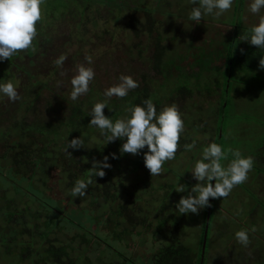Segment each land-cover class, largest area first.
I'll list each match as a JSON object with an SVG mask.
<instances>
[{
  "label": "rangeland",
  "instance_id": "obj_1",
  "mask_svg": "<svg viewBox=\"0 0 264 264\" xmlns=\"http://www.w3.org/2000/svg\"><path fill=\"white\" fill-rule=\"evenodd\" d=\"M90 1L91 6L87 8ZM146 1L147 6L156 7L153 13L158 14L154 17L155 30L151 34L142 31L136 38L141 42L138 48H142V55L135 47L133 53L129 52L133 49L130 45L132 42L127 43L125 38L133 15L146 21L147 15L141 8L123 10L116 23L118 12L110 8L115 5L114 0H53L47 5L44 1V13L54 16H50L48 21L47 18L46 24L38 21L37 27L42 26L40 30L45 29L43 36L48 34L51 40L43 45L39 43L37 47L33 43L31 51L19 50L20 54L14 59L19 66H10L8 59L0 62V67L11 69L8 76L1 73L0 78L6 81L11 79L17 85L19 95L15 102L7 97L0 99V128L13 123L14 111L27 103L30 107L32 103L31 109L34 108L30 112L31 120L42 118L56 121L66 115L69 102L73 101L70 98V81L80 64L92 67L95 72L89 92L78 99L86 103L90 99V92L93 91V97L99 102V96H103L107 87L118 83L121 74L131 75L138 81V87L148 84L151 92H156L152 101L154 103L155 98L162 101L159 109L172 104L178 107L187 122L184 123L187 126L184 132L190 134L188 142H193L191 137L198 139L195 140V147L191 151L180 148L182 150L179 149L174 160L165 162L159 176L151 177L144 163L141 167L127 169L121 175L122 184L114 182L118 186L115 200L96 198L87 192L85 197L72 198L73 202L68 203L66 200L70 190H65L66 184L58 180L62 177L60 169L54 168L49 174L48 190L41 186L38 189L46 197L43 202L60 199L61 203H58L63 212H68L74 221L81 223L82 229L98 233L139 264H156L154 252L167 244L174 229L178 230L181 242L204 264H264V69H260L258 64L261 58L258 54L263 55L264 49L254 50L257 48L255 45L240 40L241 34L248 32L259 17L247 11L248 0H234L232 9L220 18L206 15L197 24L188 19L193 7L189 0ZM139 4L142 5L143 0H130V6ZM43 15L41 18L45 20ZM237 27L240 31H237ZM157 35L162 37L174 63L179 64H175L169 75L160 73L154 67L151 43ZM62 54L67 59L58 68L54 61ZM86 56L92 57L90 65ZM20 66L33 72L38 81L34 79L35 84L29 83L30 77ZM182 71L192 75L186 79V73ZM40 83L45 85L40 88ZM179 85H186L193 92L181 98L177 92ZM38 88L41 92L37 96ZM127 96H113L108 103L116 100L120 103L128 99ZM103 99L106 98L103 96ZM191 122L194 124L190 127ZM84 131L86 135L82 134L81 138L86 137L92 147L101 138L99 129L88 123ZM211 142L222 145L224 149H239L243 155L253 158L254 166L247 181L234 187L228 197L210 198L211 206L201 209L198 214H179L176 204L197 183L190 167L201 157L203 147ZM178 146L182 147V144ZM65 148L61 147V150L65 152ZM71 154L74 157L77 155L76 152ZM131 155L134 157L138 154ZM223 163L226 165L228 160ZM14 181L7 187L9 199L14 198L18 188ZM22 183L26 186L24 190L35 188L29 180ZM179 183L186 185L184 192L175 190ZM209 211L210 220L209 223L207 220L204 230ZM120 212H125V217L127 212H133L134 221H142V218L147 221L135 222L134 228ZM3 216L0 214L1 219ZM207 226L204 250L200 240ZM253 228L255 231H251ZM240 229L249 230L250 243L247 247L235 239L234 234ZM122 230L125 233L118 237ZM77 231L80 230L73 226L67 234L61 233L58 244L71 242L78 247L80 239L72 238ZM13 238L11 227L0 226V264H25L15 253L21 243ZM87 249L93 264L122 258L106 245L92 244ZM85 261L83 259L79 264H85Z\"/></svg>",
  "mask_w": 264,
  "mask_h": 264
},
{
  "label": "trees",
  "instance_id": "obj_2",
  "mask_svg": "<svg viewBox=\"0 0 264 264\" xmlns=\"http://www.w3.org/2000/svg\"><path fill=\"white\" fill-rule=\"evenodd\" d=\"M44 1L47 5L53 0ZM76 1L77 0H73V2ZM95 1L99 2V0ZM114 1L115 5H113V7L118 8L119 13L123 10L125 11V9H128L129 11L130 9L137 10L140 8L144 13H146V21H142L139 16L133 15L130 27L126 29L129 31L128 35H125L127 43L128 41L132 42L130 44L132 48H138V45L141 42L136 38H138L141 32L146 30L151 34L155 30L154 27L156 20L154 17L155 14L158 13L154 14L153 12H155L154 9H156V7L147 6L145 4L147 3L146 0H143L142 5L139 4L135 7L130 6V0ZM86 6L87 8L90 7L91 1ZM43 7L44 3L41 6V15L42 13L44 14L43 16L45 17V20L41 18L40 22L43 21L46 24L49 17L54 15H48L46 12L44 13L45 10ZM66 8H62V10ZM118 17L121 18V16ZM118 17L115 19L116 23L119 21ZM144 27L146 29H144ZM42 28V26L37 27V36L33 41L36 46L39 45V43H46L51 40L48 34L43 36L45 29L40 30ZM243 35L244 34H241V36ZM42 36L43 38L39 39V37ZM151 46H153V63L155 69L164 75H169L171 73V69L177 62L174 63L172 60L173 58L170 54H168V51H166L162 37L157 35L155 41L151 43ZM135 48L131 49L129 52L133 53ZM29 50L31 51V48H29ZM138 50L142 55V48H138ZM236 50L238 51V48H236ZM254 50L259 51V48H254ZM19 54L20 52L18 51L16 55ZM16 55H14L10 60L8 59L10 66H19L14 62ZM30 61L32 62V60ZM22 68L26 70L27 75L30 77V81L28 82L35 84L33 80L35 79L38 81L35 78V74H33V72L29 69H26V67ZM10 72L11 69L0 67V74L3 73L8 76V73ZM185 73L184 78L186 79H189L188 75H192V73ZM44 85L45 84L40 83L39 87L41 88V86ZM40 88L36 90L37 96L41 92ZM92 92H90L91 95L89 97L90 99H88V103L83 100L70 101L69 111L59 120L45 121L42 118H34L31 120L30 112L34 108L31 109L32 103L31 107L30 104L27 103L26 106L21 105L20 109L18 108L14 111L15 115L14 117L12 116V119H15V121L13 123L7 127L3 126L0 128V150L3 151L0 154V214L4 215L2 219L0 218V226L8 225L13 230V239L16 240V242L21 243L20 248L16 249L15 253L20 255L25 264H79L83 259L87 260L84 262L85 264H93L88 254L89 250L87 249V246H91L92 244L101 246L106 245L111 248V250L118 252L122 256L121 260H114L113 258L112 260L104 261L98 264H139L136 263L133 258L126 257L122 251L111 245L110 242L99 236L98 233H94L93 231L86 232V230L82 229L83 227L81 223L79 224V222L77 223L74 221L73 218L68 215V212H63L60 199L51 200V203L43 202L46 197L41 193V190H38L40 186L45 188L46 191L48 190L47 187L49 188V186H47V183L49 184L50 180L49 174L54 168L60 169L62 177H59L58 180H61L66 184L65 190L66 188L70 190L75 180L87 179L89 177L92 171L90 168L92 167L93 161H102L104 156L107 155L109 156V163L112 165L111 168L104 169L105 176L102 178L93 176V183L89 186L87 192L96 198L103 197L106 200H115L118 197V186L115 185L114 182L122 184L121 175H124L127 169H131L133 166L136 168L137 166L141 167L143 165V152L147 151V146L142 150L141 155L138 154L133 157L130 153L121 154L119 149L123 141L120 139L105 144L106 141L104 138H98L97 136L99 141L92 147L88 144V139L85 137L83 139L85 145L84 147L79 149H68L69 152H76V157L78 158L74 157L75 155L72 156L68 153L65 154V152L61 150V147H67L68 140L80 137L82 134L86 135L84 130L86 124L88 123L89 125V121L91 119V116L88 115L90 110L86 108L92 107L94 102H96ZM177 92H179L181 98H184L185 94L189 92L192 93L193 90L188 88L186 85H182L178 88ZM155 96L156 92H151L148 84L141 85L140 87L131 90L130 95L127 96L129 97L128 99L121 100L120 103L119 100L112 103L109 102L110 109L106 106L104 108V114L109 116V118L113 121L124 118L126 116V107L141 104L144 99L150 98L152 100ZM98 100H104L103 96H99ZM161 102L162 101L160 99L155 98L154 103L158 109ZM182 119L184 120L183 116ZM184 123L187 122L184 121ZM194 123L191 122L190 127ZM186 129L187 126L184 130ZM189 135L190 134L183 131L178 143V145L182 144V147L178 146L177 152L184 149L186 142L190 144L188 142V140H190ZM191 139L192 141L198 140L194 137H191ZM52 142L54 144H52ZM112 153H116L118 158L113 159L111 157ZM114 175L118 176L116 177ZM10 179L12 181L15 180V185H17L18 188L15 190L16 192L14 198L9 199L7 196V187H10L11 185L12 181L10 182ZM23 180H25V182H28L29 180V182H31L37 190H35V188L24 190L26 186H23ZM27 196H29V198ZM72 198L73 197L69 194L66 201L71 203V201L73 202L74 200ZM58 201L60 203H58ZM132 214L133 212H127V217H125V212H120L121 216H124V218H127L128 221L133 224L132 227H134L135 222L138 224L140 222L147 221L145 218H142V221L141 219L134 221ZM205 225H207V215L204 222V230ZM73 226L80 230L72 236L75 240L80 239L78 247H75L71 242L58 244L60 234H67L66 232L68 229ZM123 233L125 232L122 230L118 237H122L121 235ZM130 234H133V232L130 231ZM178 234V230L174 229L171 233V238L167 239V244L154 252L153 258L155 259L156 264H204V261L202 262V260H200L201 258L198 259L195 257L191 249L181 242ZM204 235L205 232L202 233L200 240L201 244L203 243ZM81 247L85 248L83 249ZM75 252H79L78 255H73Z\"/></svg>",
  "mask_w": 264,
  "mask_h": 264
},
{
  "label": "clouds",
  "instance_id": "obj_3",
  "mask_svg": "<svg viewBox=\"0 0 264 264\" xmlns=\"http://www.w3.org/2000/svg\"><path fill=\"white\" fill-rule=\"evenodd\" d=\"M193 5L188 13V19L199 24L206 15L220 18L232 9L234 0H189ZM44 0H0V62L11 59L19 50L33 47V41L37 36V22L41 20V6ZM247 11L259 19L240 40L247 41L259 49H264V0H248ZM238 31V30H237ZM243 51V50H242ZM67 59L66 55H60L55 65L60 68ZM90 65L92 57L86 56ZM260 69H264V55L259 60ZM95 78L92 67L80 64L71 78L70 98L73 101L89 92L90 82ZM139 83L131 75L121 74L118 83L107 87L103 96L106 98L94 103L88 115L91 116L89 124L99 129L100 136L106 141L114 142L117 139L123 141L120 153L137 155L147 146L143 152L144 165L149 170L151 177L162 174L166 161L176 157L180 136L185 124L181 113L175 104L167 105L157 111L156 105L148 98L141 104L131 105L126 109L124 118L113 121L104 114V108H109L108 101L113 97L124 98L133 89L138 88ZM7 97L15 102L19 99L17 85L11 81L0 78V99ZM110 109V108H109ZM195 141L185 144L184 149L191 151L195 147ZM84 140L80 137L68 140L66 153L69 148L79 149L84 147ZM229 154L231 159L229 160ZM113 159L118 158L112 153ZM228 160L225 165L223 161ZM109 156H104L102 161H93L92 171L87 179L75 180L70 189V196L83 198L87 195V189L93 183L92 177H104V169L111 168ZM254 166L251 156H245L239 149L224 147L216 142H211L203 147L201 157L190 167L192 177L197 181L186 196H181L175 208L179 214H198L205 207H210V198H226L234 187L243 184L248 179V174ZM213 181H215L213 183ZM186 185L178 184L175 190L184 192ZM255 231V228L251 229ZM235 239L244 247L250 243L248 229H240L235 232Z\"/></svg>",
  "mask_w": 264,
  "mask_h": 264
},
{
  "label": "water",
  "instance_id": "obj_4",
  "mask_svg": "<svg viewBox=\"0 0 264 264\" xmlns=\"http://www.w3.org/2000/svg\"><path fill=\"white\" fill-rule=\"evenodd\" d=\"M208 223H209V220H210V211L208 212ZM207 232H208V226L206 228V233H205V236H206V240H203V249L205 250V247H206V242H207ZM205 239V237H204Z\"/></svg>",
  "mask_w": 264,
  "mask_h": 264
},
{
  "label": "flooded vegetation",
  "instance_id": "obj_5",
  "mask_svg": "<svg viewBox=\"0 0 264 264\" xmlns=\"http://www.w3.org/2000/svg\"><path fill=\"white\" fill-rule=\"evenodd\" d=\"M110 8L112 9V8H114V7H110ZM114 11H117L118 14H119L118 8H114ZM122 12H123V11H122ZM118 14L116 15L117 17L120 16V14H119V15H118ZM121 15H122V14H121ZM33 43H35V42H33ZM38 43H39V42H38ZM43 44H44V43H41V45H43ZM37 46H38V45H37ZM37 46H36V47H37ZM33 48H34V45H33Z\"/></svg>",
  "mask_w": 264,
  "mask_h": 264
},
{
  "label": "crops",
  "instance_id": "obj_6",
  "mask_svg": "<svg viewBox=\"0 0 264 264\" xmlns=\"http://www.w3.org/2000/svg\"><path fill=\"white\" fill-rule=\"evenodd\" d=\"M263 55H264V54H263ZM258 56L261 57L262 55L258 54ZM258 64H259V62H258Z\"/></svg>",
  "mask_w": 264,
  "mask_h": 264
}]
</instances>
